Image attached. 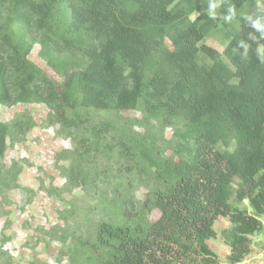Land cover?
I'll list each match as a JSON object with an SVG mask.
<instances>
[{"label":"trees","instance_id":"1","mask_svg":"<svg viewBox=\"0 0 264 264\" xmlns=\"http://www.w3.org/2000/svg\"><path fill=\"white\" fill-rule=\"evenodd\" d=\"M261 5L0 0V105L44 104L69 146L54 154L56 177L38 178L60 205L44 234L58 264H219L208 242L220 218L226 264L251 253L264 233V39L245 17ZM35 125L26 112L0 121V188L19 187L2 160Z\"/></svg>","mask_w":264,"mask_h":264},{"label":"rangeland","instance_id":"2","mask_svg":"<svg viewBox=\"0 0 264 264\" xmlns=\"http://www.w3.org/2000/svg\"><path fill=\"white\" fill-rule=\"evenodd\" d=\"M200 45L219 52L225 47L214 38H206ZM39 49V45L33 44L29 59L44 70L45 63L38 55ZM24 112L28 113L36 125L25 135H18L13 142L8 141L2 160L6 168L13 166L14 170H19L16 178L19 187L0 188V264H58L57 244L44 234L57 224L60 205L46 196L38 178L49 182L50 178L56 177L53 170L54 154L69 149V146L55 133V127L44 124L49 113L44 104L0 105V121H10ZM171 136L172 130L166 129L164 137L170 139ZM62 183L58 179L54 184L61 187ZM74 193L79 194V191ZM231 206L251 212L247 201L236 205L232 200ZM261 221L264 225V217ZM227 225V220L220 218L214 225L217 236L208 242L219 264H226L228 255V248L219 235ZM259 237L264 240V233ZM254 239L250 257L262 249V242H255Z\"/></svg>","mask_w":264,"mask_h":264},{"label":"clouds","instance_id":"3","mask_svg":"<svg viewBox=\"0 0 264 264\" xmlns=\"http://www.w3.org/2000/svg\"><path fill=\"white\" fill-rule=\"evenodd\" d=\"M218 6H219L218 3H210L209 9L207 10L208 16L210 18L216 17L215 9ZM235 15H236L235 9L233 7H229L228 8V15L226 17H224V19H225V21H231ZM193 19H195L194 16H193ZM245 19H246V22L250 25V27L255 31V33H259V37L261 39H264V5L259 6L258 14L249 15V16L245 17ZM249 39H252L253 41H255L256 38L250 34ZM239 43L245 49L244 59H247V57H248L247 52L250 49L251 45L244 40H241ZM255 53L260 58V60L262 62H264V45L258 44L256 49H255ZM263 243H264V241H262V249H263ZM258 252H256V254ZM249 255H251V253ZM244 261H245V259L243 260V262ZM243 262L240 264H243Z\"/></svg>","mask_w":264,"mask_h":264},{"label":"built area","instance_id":"4","mask_svg":"<svg viewBox=\"0 0 264 264\" xmlns=\"http://www.w3.org/2000/svg\"><path fill=\"white\" fill-rule=\"evenodd\" d=\"M251 255L247 256L245 258V261L243 264H264V243H263V249L259 251L256 255H253V257H250Z\"/></svg>","mask_w":264,"mask_h":264},{"label":"crops","instance_id":"5","mask_svg":"<svg viewBox=\"0 0 264 264\" xmlns=\"http://www.w3.org/2000/svg\"><path fill=\"white\" fill-rule=\"evenodd\" d=\"M255 242H262L264 240H261V238L259 236L256 237V239H254ZM254 264H257V263H254Z\"/></svg>","mask_w":264,"mask_h":264}]
</instances>
